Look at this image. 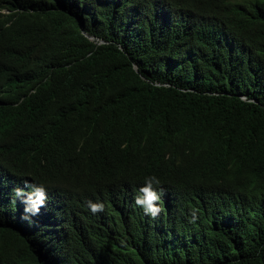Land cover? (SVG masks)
Here are the masks:
<instances>
[{
	"label": "trees",
	"instance_id": "obj_1",
	"mask_svg": "<svg viewBox=\"0 0 264 264\" xmlns=\"http://www.w3.org/2000/svg\"><path fill=\"white\" fill-rule=\"evenodd\" d=\"M101 1L0 0L1 64L15 72L7 91L26 101L36 137L85 126L106 131L120 119L143 118L142 128L167 142L179 140L176 134L194 151L231 157V176L253 197L256 217L237 241L194 237L173 255L141 239L70 234L71 264H264V0H243V10L229 4L236 39L260 56L257 71L239 77L231 66L235 46L224 44L220 77L210 85L192 74L194 63L185 67L178 52L184 38L164 32L172 52L144 46L143 7L131 29L115 14L114 4L135 0ZM219 22L229 28L223 17ZM0 221L8 222L4 215ZM17 251L26 253L25 244L0 227V264H42Z\"/></svg>",
	"mask_w": 264,
	"mask_h": 264
},
{
	"label": "clouds",
	"instance_id": "obj_2",
	"mask_svg": "<svg viewBox=\"0 0 264 264\" xmlns=\"http://www.w3.org/2000/svg\"><path fill=\"white\" fill-rule=\"evenodd\" d=\"M229 4L243 10V0H135L114 4V12L131 29L137 24L130 19H138L143 7L146 47L172 52L164 32L184 38L178 52L187 58L185 67L194 63L192 74L210 85L220 77L224 44L235 46L231 66L239 77L257 71L260 63L258 52L230 28ZM220 17L229 28L222 29ZM1 62L0 54V216L8 220L0 227L25 244L26 253L17 251L25 259L75 262L69 239L74 233L141 239L173 255L194 237L207 244L225 235L237 241L254 223L253 197L231 176V157L194 151L174 133L179 140L167 142L165 134L144 130L143 118L120 119L106 131L85 126L60 138L52 131L41 141L26 101L7 91L15 72Z\"/></svg>",
	"mask_w": 264,
	"mask_h": 264
}]
</instances>
